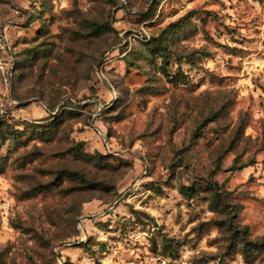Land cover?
Returning <instances> with one entry per match:
<instances>
[{
    "label": "rangeland",
    "instance_id": "374dc122",
    "mask_svg": "<svg viewBox=\"0 0 264 264\" xmlns=\"http://www.w3.org/2000/svg\"><path fill=\"white\" fill-rule=\"evenodd\" d=\"M2 31L0 264H264V0H0Z\"/></svg>",
    "mask_w": 264,
    "mask_h": 264
},
{
    "label": "built area",
    "instance_id": "2783aa9c",
    "mask_svg": "<svg viewBox=\"0 0 264 264\" xmlns=\"http://www.w3.org/2000/svg\"><path fill=\"white\" fill-rule=\"evenodd\" d=\"M16 57L14 54V42L5 32H0V111L15 103L12 98V84L16 72Z\"/></svg>",
    "mask_w": 264,
    "mask_h": 264
},
{
    "label": "trees",
    "instance_id": "16d2710c",
    "mask_svg": "<svg viewBox=\"0 0 264 264\" xmlns=\"http://www.w3.org/2000/svg\"><path fill=\"white\" fill-rule=\"evenodd\" d=\"M14 54H15L16 62H17V65H18L19 64L18 63V49H17L16 43H14ZM17 65H16V72H15V75H14V79H15L16 73H17ZM14 79H13V82H14ZM235 232L237 233L238 231L235 230ZM248 232H249V229L247 227H245V228L242 229V231H241L240 234L243 237V242H245L246 239H244V237L248 234ZM246 243H248V242L246 241ZM246 247H248V246H246Z\"/></svg>",
    "mask_w": 264,
    "mask_h": 264
}]
</instances>
